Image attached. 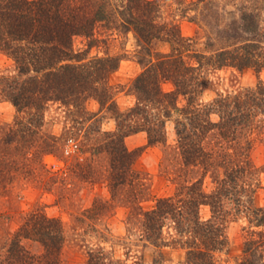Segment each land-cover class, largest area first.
Returning <instances> with one entry per match:
<instances>
[{
	"label": "trees",
	"instance_id": "trees-1",
	"mask_svg": "<svg viewBox=\"0 0 264 264\" xmlns=\"http://www.w3.org/2000/svg\"><path fill=\"white\" fill-rule=\"evenodd\" d=\"M176 1L185 4V0ZM225 1L237 7L232 19L224 17L225 6L219 0L192 3L195 10L202 8L207 29L206 50L200 51L193 41L183 38L176 24L166 21L163 0H0V53L10 57L16 67L12 75L0 74V97L19 113H30L27 120L18 119L16 129L6 131L0 126V184L8 188L31 181L43 156L56 152V138L43 133L44 112L49 102H60L79 116V130L86 128L83 147L87 160L77 161L75 166L80 176H97L104 158L113 198L120 200L125 189L135 187L136 197L130 202L138 201L144 184L135 164L141 149H129L126 139L144 132L149 146L166 145L167 122L173 120L184 166L222 175L211 193L197 180L182 185L174 196L159 198L151 210L140 205L132 210L129 220L139 225L144 246L157 248L153 264H164L162 249L174 245L187 250L185 264H218L217 254L229 246L231 206L247 214L251 223L264 227V208L254 202L256 170L250 143L245 142L255 120L264 115V83L221 95L210 103L202 101L206 68L264 70V0ZM101 26L133 33L139 46L143 71L134 82L137 102L126 112L117 107L109 82L121 58L88 59L87 53L74 47L77 36L85 37L89 48L97 45ZM166 40L171 50L161 53L158 42ZM165 83L172 89L165 90ZM89 99L100 103L101 113L108 110L113 114L116 130H102L103 116L87 111ZM212 137L216 146L211 147L208 141ZM204 205L211 208L208 220L200 216ZM113 206L98 199L83 214L85 218L91 214L89 218L94 220L81 218L78 222L97 223ZM167 227L174 230L172 240L166 237ZM26 242L41 245L42 253L33 252ZM66 242L62 221L35 211L3 246L0 264H64ZM263 257L264 240H248L242 264H264ZM118 263L103 248L89 249L87 264Z\"/></svg>",
	"mask_w": 264,
	"mask_h": 264
},
{
	"label": "rangeland",
	"instance_id": "rangeland-1",
	"mask_svg": "<svg viewBox=\"0 0 264 264\" xmlns=\"http://www.w3.org/2000/svg\"><path fill=\"white\" fill-rule=\"evenodd\" d=\"M196 0H185L180 5L176 0H163V16L166 21L176 24L183 38L194 42L200 51L206 50L207 29L202 22L200 11L192 4ZM226 12L224 17L232 19L236 11L235 3L219 0ZM227 6V7H226ZM192 8L193 10L187 11ZM100 42L89 48L88 40L83 36L74 39V47L78 52L87 53L88 59L107 55L121 58L119 69L110 76V86L114 92V99L121 112L134 107L137 96L134 82L143 71L138 62L139 46L133 33L124 34L117 30L99 27L97 31ZM161 53H169L171 44L166 41L158 42ZM15 63L7 55L0 53V74L15 73ZM207 86L202 101L210 103L221 95L240 92L246 88H254L259 82L264 83V70L257 73L253 69L240 71L236 68L205 69ZM164 89H172L170 83L164 84ZM184 101H181V105ZM87 111L99 113L103 118L100 123L103 131H114L117 122L113 114L105 110L101 113V105L95 99L86 103ZM29 111L19 113L16 107L0 97V126L6 131L17 128L18 119L27 120ZM44 134L56 138V152L43 156L42 163L37 167L35 177L29 182H23L14 187L4 188L0 184V251L13 235L18 231L26 217L32 212H42L50 218H58L67 230V242L63 250L64 264H87L89 249H105L112 261L118 264H153L157 255V248L144 246L141 241L142 231L139 225L129 220L131 212L140 205L145 210L156 207L157 200L162 197L174 196L182 185H189L202 180L203 189L211 193L216 188V180L222 174L207 173L201 167L186 168L177 151V137L173 120L167 122L166 145H148L146 133H138L126 139L131 150L141 149L135 167L142 174L143 191L138 201H131L136 194V188H127L122 192L120 200H115L110 189L108 179V163L100 160L97 176L83 178L75 168L77 161L84 162L85 127L80 131L79 116L60 102H49L44 112ZM218 120V116H213ZM79 144L75 153L67 151L70 140ZM210 138L212 146L216 141ZM245 142L250 143V154L256 174L253 183L255 187L254 202L259 208H264V115H261L247 135ZM41 141V139H40ZM42 142V141H41ZM132 195V196H131ZM122 198V199H121ZM98 199L113 204L112 210L103 216L101 221H87L81 225L78 220L90 219L92 215L84 217L85 210L94 206ZM114 199V200H113ZM227 235L229 246L217 254L218 264H242L245 244L250 239L264 240V227L251 223L244 212H236L234 207L228 208ZM200 216L203 220L211 218V208L202 206ZM166 237L172 240L174 230L165 228ZM35 253H42L43 248L37 243L26 242ZM166 256L164 264H185L187 250L179 245L164 247ZM260 258V257H259ZM264 258V257H263ZM261 259V258H260Z\"/></svg>",
	"mask_w": 264,
	"mask_h": 264
},
{
	"label": "built area",
	"instance_id": "built-area-1",
	"mask_svg": "<svg viewBox=\"0 0 264 264\" xmlns=\"http://www.w3.org/2000/svg\"><path fill=\"white\" fill-rule=\"evenodd\" d=\"M79 150V144L75 140H70L68 143L67 151L69 153H75Z\"/></svg>",
	"mask_w": 264,
	"mask_h": 264
}]
</instances>
